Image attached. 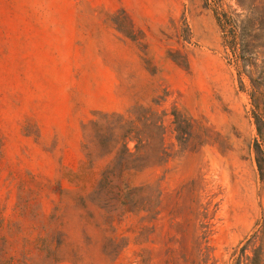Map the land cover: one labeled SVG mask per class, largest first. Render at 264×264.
<instances>
[{
	"label": "rangeland",
	"instance_id": "374dc122",
	"mask_svg": "<svg viewBox=\"0 0 264 264\" xmlns=\"http://www.w3.org/2000/svg\"><path fill=\"white\" fill-rule=\"evenodd\" d=\"M180 20L188 43L169 37ZM218 43L202 0H0V219L20 226L28 264H231L264 209V96L239 89ZM173 107L191 121L181 143ZM140 109L150 167L111 185L149 184V212L99 186L114 152L92 126Z\"/></svg>",
	"mask_w": 264,
	"mask_h": 264
},
{
	"label": "trees",
	"instance_id": "16d2710c",
	"mask_svg": "<svg viewBox=\"0 0 264 264\" xmlns=\"http://www.w3.org/2000/svg\"><path fill=\"white\" fill-rule=\"evenodd\" d=\"M202 2L203 7L213 14L219 47L227 64L231 65L235 71L239 89H243L242 80H246L250 101L258 100L260 96H264L262 90L264 87V0H202ZM112 24L115 31L131 42H137L130 21L129 28H125L116 17L112 20ZM170 29L169 37L188 43L189 31L183 20H180L178 25L171 22ZM168 55L177 66L186 67L185 60H181L178 54L172 56L169 53ZM162 99L159 98L157 101ZM252 105L255 110L253 116L259 120L257 116H260V110L254 104ZM170 115L172 116L171 124L174 125L173 131L176 132L175 140L181 143L183 137L180 135V127L188 126L191 121L181 116L174 107ZM107 118L104 116L101 124L92 123L93 128H97L94 132L95 145L105 150L106 154L114 152L111 165L101 174L99 186L110 185L116 188L117 195L125 191L123 197L136 194L138 198L135 201L125 204L128 211L149 212V184L128 189V183L119 191L115 185H111V179L115 177L120 181L125 178L128 182L130 176L150 167L146 156L149 148L148 130L153 124L150 111L140 109V114L127 122L122 121L121 118L113 121ZM128 142H134L132 150L126 147ZM255 147L257 149L254 158L255 168L259 182L264 186V158L257 144ZM253 227H255L254 231L244 244L229 256L231 264H260V248L264 242V209L261 210L260 217ZM19 232L18 224H4L0 219V264H28L26 250L14 248V240ZM247 251L250 256L246 254Z\"/></svg>",
	"mask_w": 264,
	"mask_h": 264
}]
</instances>
